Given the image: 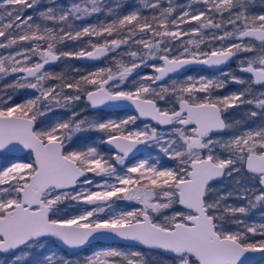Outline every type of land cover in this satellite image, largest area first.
<instances>
[{"label": "snow or ice", "instance_id": "6c2138e0", "mask_svg": "<svg viewBox=\"0 0 264 264\" xmlns=\"http://www.w3.org/2000/svg\"><path fill=\"white\" fill-rule=\"evenodd\" d=\"M261 210L264 0H0V264H256Z\"/></svg>", "mask_w": 264, "mask_h": 264}, {"label": "rangeland", "instance_id": "374dc122", "mask_svg": "<svg viewBox=\"0 0 264 264\" xmlns=\"http://www.w3.org/2000/svg\"><path fill=\"white\" fill-rule=\"evenodd\" d=\"M178 3H187V2H194V0H177ZM101 19H103V17H101ZM92 22H95L94 20ZM105 64H107V61H100V62H94L91 64H82V63H76L74 61L69 62V64H64L61 63L56 69H53L54 71H60L66 67H69V65L71 66H76L79 67L82 71L83 70H92L93 68H98V67H102ZM229 68H235V64H230L228 65ZM143 72H148L150 71V69H143ZM187 75H191V76H199V75H205V76H216L219 75L218 72L215 71H210V70H197V69H191L190 71H187L184 73V75L178 76L176 77L177 79H184ZM236 88L232 87L230 89H228V91H235ZM222 94H226V93H222ZM83 107V105H81ZM231 111V110H230ZM245 110L244 109H239V110H235V111H231V116L230 118H235V119H240L243 115V112ZM133 113L127 109H120V110H102L99 112H89L88 115L90 117H95V116H104L105 118H109V117H113V118H122L124 116L127 115H132ZM99 138H100V134L99 133H91L88 134V142L92 143V142H99ZM77 144L79 146H83L80 141L77 142ZM23 155V154H22ZM169 166H171V162H169ZM131 203L133 206L135 205V202H129ZM122 207L124 206L123 204L121 205ZM264 211V210H261ZM246 220V222L252 220L255 221L257 224L259 223H264V219L261 218V214L260 211H255L251 214L250 217H245L244 218ZM264 238V237H263ZM104 246H110V247H117V248H121L124 247L125 250L127 249V245L123 244V243H104ZM133 250L136 251H141V252H145L146 255L148 256L149 259H151L152 257H156L157 256V252L156 251H152L149 252L147 249H143L141 247H135ZM257 264H264V261L259 262Z\"/></svg>", "mask_w": 264, "mask_h": 264}, {"label": "water", "instance_id": "95a60500", "mask_svg": "<svg viewBox=\"0 0 264 264\" xmlns=\"http://www.w3.org/2000/svg\"><path fill=\"white\" fill-rule=\"evenodd\" d=\"M80 62H84V63H94L92 61H80ZM190 67L204 68V66H201V65H194V66H190ZM103 109H105V110L127 109V110L131 111L134 114V109L127 102H125L124 104L120 105L119 107L108 106V107H105ZM20 155H22V154H20ZM103 243H123V244H126V245H130V244H134L135 242L122 241V240H119L118 238H114V239L105 240ZM136 247H141V248L145 249L143 246H136ZM251 255L254 257L255 261H257L259 259H263L259 253H254V254H251Z\"/></svg>", "mask_w": 264, "mask_h": 264}, {"label": "trees", "instance_id": "16d2710c", "mask_svg": "<svg viewBox=\"0 0 264 264\" xmlns=\"http://www.w3.org/2000/svg\"><path fill=\"white\" fill-rule=\"evenodd\" d=\"M74 62H75V61H74ZM107 63H108V61H107ZM261 238H263V237H261V236H259V235L253 237L254 240H259V239H261ZM262 261H264V258H263V259H259V260H257V261H256V264L259 263V262H262Z\"/></svg>", "mask_w": 264, "mask_h": 264}, {"label": "flooded vegetation", "instance_id": "af4514ba", "mask_svg": "<svg viewBox=\"0 0 264 264\" xmlns=\"http://www.w3.org/2000/svg\"><path fill=\"white\" fill-rule=\"evenodd\" d=\"M76 63H82V64H91V63H84V62H80V61H75ZM191 69H197V70H206L204 68H195V67H190ZM105 110V109H103ZM123 110V109H122ZM114 111V110H113Z\"/></svg>", "mask_w": 264, "mask_h": 264}]
</instances>
